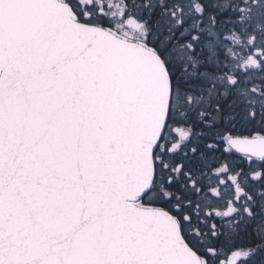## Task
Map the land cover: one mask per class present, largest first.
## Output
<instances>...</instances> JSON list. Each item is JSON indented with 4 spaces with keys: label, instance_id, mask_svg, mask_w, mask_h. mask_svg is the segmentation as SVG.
Listing matches in <instances>:
<instances>
[{
    "label": "snow or ice",
    "instance_id": "6c2138e0",
    "mask_svg": "<svg viewBox=\"0 0 264 264\" xmlns=\"http://www.w3.org/2000/svg\"><path fill=\"white\" fill-rule=\"evenodd\" d=\"M0 264H264V0H0Z\"/></svg>",
    "mask_w": 264,
    "mask_h": 264
}]
</instances>
